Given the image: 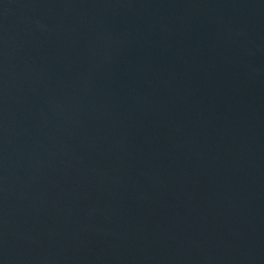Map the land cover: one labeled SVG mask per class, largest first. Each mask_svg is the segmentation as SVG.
I'll use <instances>...</instances> for the list:
<instances>
[{
  "label": "water",
  "instance_id": "water-1",
  "mask_svg": "<svg viewBox=\"0 0 264 264\" xmlns=\"http://www.w3.org/2000/svg\"><path fill=\"white\" fill-rule=\"evenodd\" d=\"M0 264H264V0H0Z\"/></svg>",
  "mask_w": 264,
  "mask_h": 264
}]
</instances>
